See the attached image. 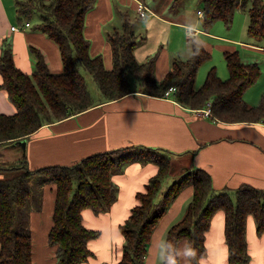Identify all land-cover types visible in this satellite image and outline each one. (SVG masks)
Masks as SVG:
<instances>
[{
  "label": "trees",
  "instance_id": "trees-1",
  "mask_svg": "<svg viewBox=\"0 0 264 264\" xmlns=\"http://www.w3.org/2000/svg\"><path fill=\"white\" fill-rule=\"evenodd\" d=\"M142 1V0H140ZM183 0H172L178 7ZM248 8L246 32L257 40L264 38V0H198L202 5V26L215 21L228 27L238 9ZM95 0H16L18 24L32 22L38 14L35 29L49 37L60 51L63 70L51 72L41 52L35 48V70L30 74L15 66L11 42L3 38L0 45V89L5 91L15 112L0 114V148L18 139L27 138L46 123L60 121L92 106L91 93L80 69L94 79L99 91L109 100H116L131 91L159 97L175 86L174 98L183 106L201 110L211 104L212 120L224 123L264 122V93L258 104L245 99L247 89L261 75L258 62L240 60L237 49L223 51L228 77L222 79L211 67L199 87H195L196 72L211 57L205 47H194L185 59H175L172 68L162 78L154 76V57L138 62L134 56L137 37L132 23L122 13V26L106 32L112 50L111 69L103 64L102 56H92L89 40L83 35L84 19ZM132 78L134 82L132 83ZM153 162L157 172L136 194L137 203L126 221L120 225L124 236L123 251L116 264H139L146 253L151 231L170 202L186 185L192 186V197L177 223L166 231L163 264L177 263L178 243L185 240L191 264H197L207 253L205 234L214 213L223 212V231L227 245L228 264H247L245 224L248 215L255 220L258 235L264 233V189L250 184L233 189H214L205 169H189L182 178L170 183L160 192L162 180L170 170L169 154L140 144L95 152L71 164L30 168L25 155L0 169L19 171L14 176L0 178V264H32V239L28 222L16 223L17 209L27 205L39 206L37 190L30 194V178L43 174L55 184V200L48 244L54 247L56 264H83L92 255L88 241L97 231L82 221L83 209L95 213L110 207L116 197L112 175L126 164ZM158 195V196H157ZM159 197V198H158ZM29 201L32 204L29 205ZM23 216V214H22ZM189 250L194 254L189 255Z\"/></svg>",
  "mask_w": 264,
  "mask_h": 264
},
{
  "label": "crops",
  "instance_id": "crops-1",
  "mask_svg": "<svg viewBox=\"0 0 264 264\" xmlns=\"http://www.w3.org/2000/svg\"><path fill=\"white\" fill-rule=\"evenodd\" d=\"M15 1L0 0V45L3 38H7L8 35L11 39L9 41L14 64L27 74L31 75L35 70L32 47L42 53L51 72L59 73L63 70L60 51L45 33L35 29L30 21L27 28L11 30V27L18 23ZM118 1L124 6L129 3L138 10V0ZM185 1L178 7L171 8V0L166 10L162 8L160 11L155 10L157 6H148L150 12L147 15L149 19L146 20V35L139 39L140 42L138 41L133 48L138 62L154 57V76L157 80L172 68L173 60H185L194 47L203 46L211 51L210 58L215 47L222 50V56L224 50L243 46L260 51L264 48L246 39L231 36V32L219 33L223 32L218 31L221 21H215L208 28H204L202 17L197 15L202 5L198 0H191L188 3ZM113 2L114 0H95L85 15L83 28V35L90 43V54L101 55L107 69H111L113 64L112 50L105 34L122 26L115 21ZM246 4L234 14L243 12L247 26L250 19L248 16L250 3ZM161 12H166L167 15H162ZM131 23L133 24L132 21ZM133 25L135 32L136 27ZM230 26L232 22L228 27L224 25L225 30H229ZM151 28H158L165 34L164 43L161 44L163 46L160 47L162 51L158 57L150 56L153 47L145 46V42H148L147 32ZM205 62L196 72L195 83H200L211 67L216 68L217 75L222 79L227 78L228 72L223 70L220 72L213 61L204 65ZM256 85L248 88L244 95L251 105L258 104L260 96L264 93V84L257 87ZM93 103L87 110L74 113L60 121L46 123L32 135L24 138L26 140L24 154L17 144L18 141L6 144L0 149L7 148L4 155L13 161L25 155L28 166L33 169L47 165L71 164L95 152L140 144L168 153L170 166L175 162L179 166H175L176 170H179L176 176H169L168 173L165 175L161 188L167 179L173 182L182 178L189 169L201 168L209 173L212 187L216 190L233 189L247 184L264 189V122L215 121L202 115L201 110L181 105L173 94L155 97L139 89L116 100L102 97ZM14 112L15 109L5 91L0 89V114ZM157 170L158 166L153 162L132 161L124 165L112 175L116 197L110 207L99 213L92 209H83L84 225L98 232L97 236L88 241L92 255L83 264H116L120 259L124 243L120 225L126 221L137 203L136 194L144 190V186ZM180 190L152 229L146 253L139 264H163L166 231L181 219L193 193L191 185H186ZM161 193L162 191L159 197ZM40 194L38 208L27 211L26 218L32 239V264H56L54 247L47 241V234L53 224L55 184L48 182ZM223 224V212L219 210L213 214L205 231L204 244L207 246V253L197 264H228ZM244 231L249 255L247 264H264V233L262 235L256 233L253 216L248 215ZM177 247L176 264H191L185 240H181Z\"/></svg>",
  "mask_w": 264,
  "mask_h": 264
},
{
  "label": "rangeland",
  "instance_id": "rangeland-1",
  "mask_svg": "<svg viewBox=\"0 0 264 264\" xmlns=\"http://www.w3.org/2000/svg\"><path fill=\"white\" fill-rule=\"evenodd\" d=\"M185 1V0H183ZM191 0H186L185 3L190 2ZM146 3V6L153 5V6H157V8H155V10H162V8H164L166 10L167 5L170 4L171 0H145L144 1ZM184 3V2H182ZM113 13H114V18L115 21L118 22L117 24H122L123 20H122V13L124 12L126 14L127 20H131L133 22V26L136 27L135 29V35L137 37L136 40V44L139 43V39H142L143 36L146 35V31H147V25H146V20L149 19L148 15V11H146V15L143 16V19L139 16V12L138 10L133 7L131 4H126L125 6L120 3L118 0H114L113 2ZM196 7V6H195ZM136 12L138 15H136ZM162 15H167L166 12H161ZM235 15V14H234ZM233 15V21H232V26H230L228 29L229 30H225L223 23H220V29L218 31H223V32H219V33H226V32H231V36H235L237 38H242L246 39L247 41H251L253 42L255 45H262L264 46V38L263 39H257L255 41V39L253 40V38L251 39V37L248 36L247 32H245L246 28V22L247 19L244 17V13L242 12H237V14L234 16ZM32 23L36 24L35 22L38 21V14H34L33 18H32ZM112 22V24L115 23ZM17 25H19L18 23H15ZM118 28H121L118 27ZM148 35V42H145V46L148 47L149 45L151 47H153V51H151V53H149L150 56L152 55H158L160 54V52L162 51V49L160 47H162L164 43L163 41V37H164V32L160 31L158 28H151L149 29V31L147 32ZM8 40H11L9 38V36L7 35ZM139 41V42H138ZM148 43V44H147ZM135 44V45H136ZM134 45V46H135ZM238 52H239V57L240 60L245 61V62H258L261 68V75L258 78V81L255 83L257 84L256 87L259 84H264V48L262 49V51H260L259 49L255 50L249 47H238ZM211 53V51H210ZM209 61H213L214 64L217 65L218 70L221 72L222 70L224 72H227V68H226V63L224 61V58L222 56V50L218 49L217 47L214 48L213 52H212V58L206 60V63H210ZM205 67V66H203ZM203 67L201 69H203ZM81 73L83 74L84 78L86 79V83H87V87L91 93L92 96V100L93 101H97L98 99H101L102 97H105V95L103 93H101L94 81V79L91 78L90 74L88 73V71H86L84 68L80 69ZM228 77V76H227ZM205 78V77H204ZM204 78L199 82H196L195 85L198 86L201 84V82H203ZM134 82V78H132V83ZM255 84H253L252 86H250L249 88L253 87ZM7 148H2L0 149V165L3 166H7L11 163H13L14 161L11 158L6 157L4 154L6 153ZM163 152L164 157L168 156V153ZM181 159V158H180ZM176 167H179L178 164L173 163L172 166H170V170L168 172L169 176H176L179 170H176ZM20 171V170H19ZM19 171H16L15 169L12 170H8V169H0V178H5V177H10V176H14L17 173H19ZM30 194L32 195V193H34V191L37 190V193L40 194L41 190L46 186V184H48V179H46V177L43 174H38L35 173L31 176L30 178ZM172 181L170 179H167L165 181V183L163 184V187L160 188V192L163 191ZM160 192L158 193V195L160 194ZM41 195V194H40ZM157 195V196H158ZM32 204V201H29V205ZM33 209V205H30L29 207L27 205L20 207L17 209V217H16V223L18 225L21 224V221L23 218H27V211ZM23 214V216H22Z\"/></svg>",
  "mask_w": 264,
  "mask_h": 264
},
{
  "label": "built area",
  "instance_id": "built-area-1",
  "mask_svg": "<svg viewBox=\"0 0 264 264\" xmlns=\"http://www.w3.org/2000/svg\"><path fill=\"white\" fill-rule=\"evenodd\" d=\"M137 7H138V11H139V14H140L141 17L146 15V11L150 12L149 7L146 6V4L143 1L138 0L137 1ZM197 15L202 17L203 10L199 9L197 11ZM29 25H30L29 23L25 22V23H22V24H19V25L12 26L11 30L15 31V30L27 28V27H29ZM174 92H175V86L173 85V86H170L169 88H167L165 90V94L164 95L167 97L170 94H173ZM201 114L204 115V116H208V117L211 116V104L209 102H206V106L201 109Z\"/></svg>",
  "mask_w": 264,
  "mask_h": 264
},
{
  "label": "water",
  "instance_id": "water-1",
  "mask_svg": "<svg viewBox=\"0 0 264 264\" xmlns=\"http://www.w3.org/2000/svg\"><path fill=\"white\" fill-rule=\"evenodd\" d=\"M17 144L20 145L21 152H23V154H24L25 153L24 150H25L26 140L24 138L20 139V140H18Z\"/></svg>",
  "mask_w": 264,
  "mask_h": 264
},
{
  "label": "clouds",
  "instance_id": "clouds-1",
  "mask_svg": "<svg viewBox=\"0 0 264 264\" xmlns=\"http://www.w3.org/2000/svg\"><path fill=\"white\" fill-rule=\"evenodd\" d=\"M188 254H189V255H192V254H194V253L191 252V251L189 250ZM170 264H175V261H171Z\"/></svg>",
  "mask_w": 264,
  "mask_h": 264
}]
</instances>
